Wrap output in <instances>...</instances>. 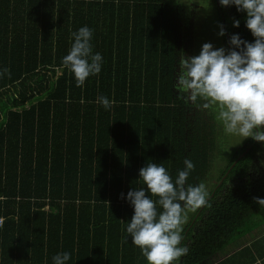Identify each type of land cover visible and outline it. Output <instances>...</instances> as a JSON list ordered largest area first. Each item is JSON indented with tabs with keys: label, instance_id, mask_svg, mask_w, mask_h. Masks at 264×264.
Returning a JSON list of instances; mask_svg holds the SVG:
<instances>
[{
	"label": "trees",
	"instance_id": "trees-1",
	"mask_svg": "<svg viewBox=\"0 0 264 264\" xmlns=\"http://www.w3.org/2000/svg\"><path fill=\"white\" fill-rule=\"evenodd\" d=\"M215 2L227 49L232 35L254 42L246 13ZM84 26L103 60L77 87L62 58ZM193 34L169 0H0V73H11L0 75V264H53L60 252L70 253L66 264H147L126 223L127 194L146 187L139 171L149 162L174 182L191 160L186 186L208 192L187 212L188 252L175 264L208 260L264 224L253 202L264 199L262 150L250 138L214 173L213 110L186 103L177 88Z\"/></svg>",
	"mask_w": 264,
	"mask_h": 264
},
{
	"label": "clouds",
	"instance_id": "clouds-1",
	"mask_svg": "<svg viewBox=\"0 0 264 264\" xmlns=\"http://www.w3.org/2000/svg\"><path fill=\"white\" fill-rule=\"evenodd\" d=\"M219 2L223 7L234 5L237 11L246 13V28L254 42L244 41L237 34L230 37L231 49H214L211 43H204L199 55L183 54L177 88L185 94L186 103L199 100L203 102L202 108L214 109L226 134L264 143V0ZM239 24L235 20L233 26L239 27ZM224 35L221 26L219 36ZM70 37L73 42L62 58V65L73 75L76 86L82 87L90 76L101 72L103 57L93 53V31L87 26L71 32ZM3 74L11 77L7 68L0 73ZM96 102L106 110L114 103L106 96H98ZM184 165L185 169L178 172L173 182L165 167L146 163L139 171V180L146 187L132 188L127 194L134 214L126 223V232L147 264H175L187 254V247L180 246L187 212L207 203L204 183L186 186L194 164L186 158ZM253 202L264 207V199L253 197ZM69 260L68 252L52 257L53 264H66Z\"/></svg>",
	"mask_w": 264,
	"mask_h": 264
},
{
	"label": "rangeland",
	"instance_id": "rangeland-1",
	"mask_svg": "<svg viewBox=\"0 0 264 264\" xmlns=\"http://www.w3.org/2000/svg\"><path fill=\"white\" fill-rule=\"evenodd\" d=\"M170 3L175 5L182 16L184 23L188 24L189 27H193V44L188 41L184 50L187 52L184 54L186 57H191L194 55H199L202 45L204 43H211L214 49L227 47L224 43V36H219L221 31L222 22L219 17V4L215 0H169ZM190 40V39H189ZM191 105V101L187 102ZM212 109V108H211ZM203 111L207 109H202ZM213 110V118H216V112ZM210 112V108H209ZM216 139L217 145L214 152V157L212 158L214 173L217 172L219 168H224L228 159L234 152V150L241 146L245 141L250 138L244 139L238 135L226 134L223 130L222 124L216 119ZM259 148L262 150V160L261 166L264 167V143L256 142ZM259 150V153H261ZM217 174V173H216ZM259 219L262 218V214H256ZM255 219V218H253ZM254 221V220H253ZM260 231H263L260 230ZM177 262V261H176Z\"/></svg>",
	"mask_w": 264,
	"mask_h": 264
},
{
	"label": "crops",
	"instance_id": "crops-1",
	"mask_svg": "<svg viewBox=\"0 0 264 264\" xmlns=\"http://www.w3.org/2000/svg\"><path fill=\"white\" fill-rule=\"evenodd\" d=\"M253 218L255 224L262 220L256 215ZM254 223L248 224L246 229L254 227ZM262 229L263 231H260ZM199 264H264V224L246 235L238 236L219 254Z\"/></svg>",
	"mask_w": 264,
	"mask_h": 264
},
{
	"label": "built area",
	"instance_id": "built-area-1",
	"mask_svg": "<svg viewBox=\"0 0 264 264\" xmlns=\"http://www.w3.org/2000/svg\"><path fill=\"white\" fill-rule=\"evenodd\" d=\"M4 219L0 217V228L3 226Z\"/></svg>",
	"mask_w": 264,
	"mask_h": 264
}]
</instances>
